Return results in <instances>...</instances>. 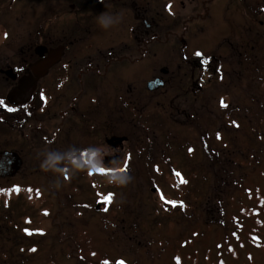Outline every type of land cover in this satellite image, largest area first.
<instances>
[{
  "label": "rangeland",
  "instance_id": "1",
  "mask_svg": "<svg viewBox=\"0 0 264 264\" xmlns=\"http://www.w3.org/2000/svg\"><path fill=\"white\" fill-rule=\"evenodd\" d=\"M130 1L0 0V96L6 61L66 42L100 63L105 116L104 133L98 118L74 123L82 170L25 158L0 180V264H264V0H134L152 23L146 52ZM101 13L120 22L104 29ZM4 121L0 146L25 157Z\"/></svg>",
  "mask_w": 264,
  "mask_h": 264
},
{
  "label": "flooded vegetation",
  "instance_id": "2",
  "mask_svg": "<svg viewBox=\"0 0 264 264\" xmlns=\"http://www.w3.org/2000/svg\"><path fill=\"white\" fill-rule=\"evenodd\" d=\"M129 3L135 21L141 20L144 25L141 35H138L139 30L136 26L132 48L138 51L139 43L142 42L143 50L146 52L151 42L145 38L149 36L152 23L147 21L149 18L147 11L144 15L139 14L137 1L131 0ZM41 46L44 48V52L37 53L35 47L33 50L34 59L31 55V59L28 60L25 57L26 51L20 50L23 55H19L17 61H6L4 64L6 68V97L0 96V101L3 102L0 103V121L2 122V118H5L6 145L10 143V133L18 132L20 143L26 154L24 157L19 150L6 149L8 148L6 146H0V153L16 152L22 160V166L25 158L29 165H41L48 150L59 143L69 150L71 142L74 141V132L76 131L73 126L76 121H82L79 125L84 126V120L86 125L87 123L89 125L90 121L98 118L100 133L105 124L103 95L99 96L100 88L97 87V82L102 81L99 77L101 74L100 63L89 64L85 61L73 60L72 50H69L70 46L66 42L52 45L42 42ZM57 47L63 49L60 60L49 67L45 75L38 77L37 71L33 70L34 63L47 58L49 51ZM2 71L3 69L0 68V73ZM90 95H97V97L89 98ZM3 99H6V104ZM47 104L51 106L50 110L46 107ZM43 108L47 109L45 113ZM116 138L113 136L110 138L113 140L109 141L104 134L100 140L104 145L109 144L116 147L123 143ZM73 160H75L74 157ZM18 171L11 176H6V166H2L0 167V180L13 178L18 175ZM27 175L39 176L37 172ZM4 191L6 188L0 190V192Z\"/></svg>",
  "mask_w": 264,
  "mask_h": 264
},
{
  "label": "clouds",
  "instance_id": "3",
  "mask_svg": "<svg viewBox=\"0 0 264 264\" xmlns=\"http://www.w3.org/2000/svg\"><path fill=\"white\" fill-rule=\"evenodd\" d=\"M120 22V18L117 15L111 13H101L97 17V23L104 29H109L113 25L118 24ZM90 152L96 153L97 156L101 155L99 149L92 148L89 150ZM79 150L76 148H70L67 152H60L55 150H49L41 163V167L45 170H51L55 172H63L64 166H71V170L79 171L82 170L81 165L79 164L78 157ZM73 156L76 159V163H72ZM67 161L68 163L61 166L62 161ZM131 180V177L128 175H123L121 178L114 180L112 177L108 178L109 183H117L121 186L126 185Z\"/></svg>",
  "mask_w": 264,
  "mask_h": 264
},
{
  "label": "water",
  "instance_id": "4",
  "mask_svg": "<svg viewBox=\"0 0 264 264\" xmlns=\"http://www.w3.org/2000/svg\"><path fill=\"white\" fill-rule=\"evenodd\" d=\"M37 53L42 54L44 52L43 47H37ZM62 48L51 49L49 51V56L40 61H37L33 65V70L37 71L38 77L45 75L49 67L56 63L61 56ZM163 85V81L160 79H155L147 83L149 90L157 89L159 86ZM122 141V139H119ZM6 166V175L15 173L21 166V160L18 155L13 152L0 153V167ZM121 264V263H117Z\"/></svg>",
  "mask_w": 264,
  "mask_h": 264
},
{
  "label": "snow or ice",
  "instance_id": "5",
  "mask_svg": "<svg viewBox=\"0 0 264 264\" xmlns=\"http://www.w3.org/2000/svg\"><path fill=\"white\" fill-rule=\"evenodd\" d=\"M170 8V6H169ZM0 103H3L2 101H0ZM223 103V102H222ZM11 110V109H10ZM125 169H120V171H124ZM98 171H100L101 173L106 172V169H99ZM108 200L111 199V194L109 195V197L107 198ZM121 264H124V262H121Z\"/></svg>",
  "mask_w": 264,
  "mask_h": 264
}]
</instances>
